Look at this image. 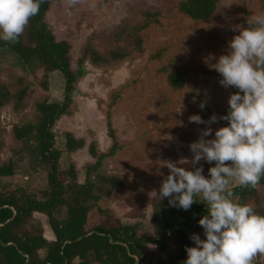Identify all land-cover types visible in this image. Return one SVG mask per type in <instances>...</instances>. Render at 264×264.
<instances>
[{"label": "rangeland", "instance_id": "rangeland-1", "mask_svg": "<svg viewBox=\"0 0 264 264\" xmlns=\"http://www.w3.org/2000/svg\"><path fill=\"white\" fill-rule=\"evenodd\" d=\"M179 1L57 0L49 5L46 22L57 41L69 44L72 68L87 46L102 56L115 49L128 53L130 43L121 33L140 23L145 10L160 14L158 23L142 33V53L133 51L123 61L104 67H95L86 59V75L76 85L70 114L62 116L54 129L56 148L63 152L60 169L73 162L81 183L85 166L93 162L89 144L94 143L98 152H107L112 146L108 122L114 132L120 149L104 162L101 171L117 176L123 185L112 194L107 221L99 218L97 223L139 224L155 235L152 202L164 197L168 186L198 177L200 195L205 196L208 188L201 181L231 188L246 171L256 169L251 153L264 130V79L256 99L243 103L249 127L241 147L223 129L219 115L228 104L231 85L243 86L252 76L253 45L246 28L258 25L264 38V0H217L214 13L200 22L181 15ZM24 8L25 0H0V38L20 24ZM158 51L163 53L161 58L151 59ZM165 69L180 72L182 89L174 91L167 85ZM22 74L15 57L0 49V78L8 89H14L16 77ZM42 74L40 69L25 74L30 88L24 110L14 112L11 105L0 109L5 146L0 162L16 147L11 128L35 117L34 103L42 98L62 100L61 74L56 71L47 77L46 90L40 86ZM112 96L115 101L110 105ZM67 132L85 142L82 150L65 151ZM20 168L14 177L3 180L9 190L38 195L46 188L44 172L34 173L26 164ZM258 196L264 202V186L259 187ZM213 215L218 218L215 230L195 232L180 264H264V236H243L233 203L221 200ZM31 224L40 225L45 239H54L45 215L33 214L27 228ZM217 241L220 251L210 254ZM177 254L176 245L165 253L149 246L142 264H173Z\"/></svg>", "mask_w": 264, "mask_h": 264}, {"label": "trees", "instance_id": "trees-1", "mask_svg": "<svg viewBox=\"0 0 264 264\" xmlns=\"http://www.w3.org/2000/svg\"><path fill=\"white\" fill-rule=\"evenodd\" d=\"M55 1L25 0L20 24L0 38V49L13 55L23 72L16 77L13 90L0 78V109L11 105L14 112L24 110L30 88L25 74L42 70V90L47 89L45 80L53 72H59L64 80L61 102L38 99L34 103L35 117L11 128L16 147L11 148L8 159L0 162V264H142L149 246L165 253L174 245L178 246V254L172 263L180 264L191 247V236L217 227L218 218L213 215V209L221 200L234 204L235 217L245 238L264 236V202H259L258 196L259 187L264 186V130L251 153L256 169L246 171L238 185L227 188L221 182L214 184L205 179L201 181V186L208 188L205 196L200 195L198 177H187L168 186L166 195L152 202L155 235L146 233L139 224L119 220L108 225L97 223L99 218L107 221L112 194L123 185L117 176L101 171L104 162L120 149L114 132L108 122L112 146L107 152H98L94 143L89 144L87 150L93 162L85 166L81 183L73 162L65 170L60 169L63 152L56 148L54 129L62 116L70 114L77 96L76 85L86 75V59L95 67H104L123 61L133 51L142 53V33L158 23L160 14L145 10L140 23L121 33L122 39L130 43L128 53L115 49L102 56L87 46L76 68H72L69 44L57 41L46 22L49 5ZM216 4L217 0H180L177 11L200 22L210 18ZM246 32L253 45V73L243 86L231 85L228 104L219 115L223 129L240 147L249 127L243 103L256 99L264 79V38L258 25L247 27ZM162 54L158 51L150 58L157 60ZM163 72L171 89L183 88L184 79L178 70ZM111 101L113 105L115 96ZM3 137L0 124V153L5 147ZM84 146L82 139L70 132L64 134V149L68 154ZM25 164L34 173L46 174V188L38 195L22 189L9 190L3 182L14 177ZM250 202L257 207H252ZM35 213L47 217L53 240L43 237L40 225L31 224L27 228ZM220 241L210 249V254L220 251Z\"/></svg>", "mask_w": 264, "mask_h": 264}]
</instances>
